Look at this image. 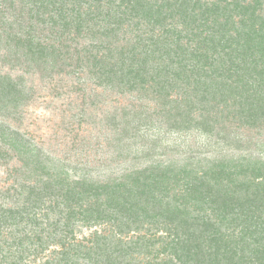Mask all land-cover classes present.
<instances>
[{"label": "trees", "instance_id": "obj_1", "mask_svg": "<svg viewBox=\"0 0 264 264\" xmlns=\"http://www.w3.org/2000/svg\"><path fill=\"white\" fill-rule=\"evenodd\" d=\"M0 45L152 94L177 131L264 128V0H0ZM19 87L0 75L1 98L19 102ZM0 142L3 164L38 178L0 195L14 200L0 204V264H264V155H191L100 183L53 172L9 126Z\"/></svg>", "mask_w": 264, "mask_h": 264}, {"label": "rangeland", "instance_id": "obj_2", "mask_svg": "<svg viewBox=\"0 0 264 264\" xmlns=\"http://www.w3.org/2000/svg\"><path fill=\"white\" fill-rule=\"evenodd\" d=\"M90 43L83 40L80 48ZM0 75L20 83L21 91L16 103L0 96V125L26 136L51 161L53 172L63 169L73 179L122 180L151 165L180 166L191 155L206 159L264 155V128H239L230 136L219 130L177 131L161 115L152 94L101 84L77 58L68 67H53V62L37 65L25 58L13 62L0 45ZM21 167L17 157L7 165L0 162V195L16 178L27 184L37 181L16 174ZM13 203L0 196V204ZM78 230L83 231L79 236L88 237L95 229Z\"/></svg>", "mask_w": 264, "mask_h": 264}]
</instances>
